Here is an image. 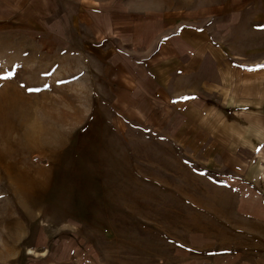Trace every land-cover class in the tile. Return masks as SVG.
<instances>
[{
  "label": "rangeland",
  "instance_id": "1",
  "mask_svg": "<svg viewBox=\"0 0 264 264\" xmlns=\"http://www.w3.org/2000/svg\"><path fill=\"white\" fill-rule=\"evenodd\" d=\"M0 25V264H264V0H39Z\"/></svg>",
  "mask_w": 264,
  "mask_h": 264
},
{
  "label": "crops",
  "instance_id": "2",
  "mask_svg": "<svg viewBox=\"0 0 264 264\" xmlns=\"http://www.w3.org/2000/svg\"><path fill=\"white\" fill-rule=\"evenodd\" d=\"M39 0H0V25L10 22L20 23L23 13L39 18Z\"/></svg>",
  "mask_w": 264,
  "mask_h": 264
}]
</instances>
